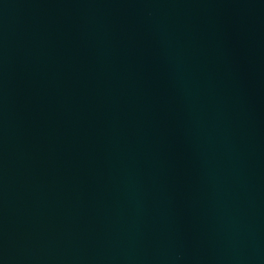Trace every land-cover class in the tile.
<instances>
[{"label":"water","instance_id":"1","mask_svg":"<svg viewBox=\"0 0 264 264\" xmlns=\"http://www.w3.org/2000/svg\"><path fill=\"white\" fill-rule=\"evenodd\" d=\"M0 264H264V0H0Z\"/></svg>","mask_w":264,"mask_h":264}]
</instances>
